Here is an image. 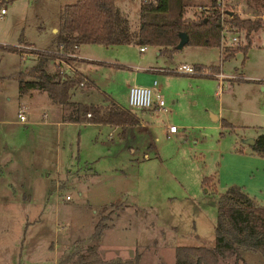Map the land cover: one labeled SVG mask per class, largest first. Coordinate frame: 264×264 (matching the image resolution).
<instances>
[{"label": "rangeland", "instance_id": "obj_1", "mask_svg": "<svg viewBox=\"0 0 264 264\" xmlns=\"http://www.w3.org/2000/svg\"><path fill=\"white\" fill-rule=\"evenodd\" d=\"M77 1L10 0L0 6L5 9L0 16V45L51 50V28L58 26L60 9ZM186 2L185 19L208 13L203 8L210 7V0ZM114 3L132 26L138 24L141 0ZM228 3L226 7L241 18L259 14L243 2ZM173 8L169 21L176 16ZM228 25L225 20L228 32L221 52L219 48L185 46L171 55L160 51L158 57L157 48L146 47L145 53H139V47L133 45H84L78 49L86 59L79 69L96 89L72 100L102 104L103 94H107L128 110L127 90L143 86L152 74L144 71L148 67L173 70L201 64L218 69H208L211 77L160 74L169 112L143 115L144 123L129 128L125 140L107 127L57 125L59 105L45 94L20 97L15 80L0 83V150L5 147L2 152L11 163L6 182L16 191L13 200L9 194H0V264L46 263L53 254L51 245L68 244L75 236L83 237L79 246L91 243L95 227L104 226L103 233L113 221L103 237L104 246L118 248L110 251L98 246L102 263L118 256L120 261L129 260L133 255L128 252L135 250L139 259V253L143 255V264H175V247L214 243L217 197L201 185L209 176L216 178L219 194L230 187H248L247 192L243 190L264 206V158L252 152L250 143L264 133V29L250 35L246 55L238 52L224 60V49L246 44L245 32ZM233 37L239 42L228 45ZM3 50L0 47L2 78L36 63L34 56L21 58ZM220 74L222 78L216 76ZM25 107L29 116L24 126L18 113ZM167 125L176 127L177 135L168 139ZM72 168L79 169L77 176L65 175ZM28 187L32 195L27 203L23 191ZM131 207L152 209L155 217L132 212L115 219ZM138 226L153 229L154 234L140 231ZM154 245L157 248L150 247ZM88 246L80 247L79 256L87 255ZM244 255L238 264H264L257 252Z\"/></svg>", "mask_w": 264, "mask_h": 264}, {"label": "trees", "instance_id": "obj_2", "mask_svg": "<svg viewBox=\"0 0 264 264\" xmlns=\"http://www.w3.org/2000/svg\"><path fill=\"white\" fill-rule=\"evenodd\" d=\"M9 1L0 0V6ZM186 1L141 0L140 18L136 26H132L121 15L114 0H78L66 5L59 11L58 27L52 37L54 49L51 51L57 52L61 47V54L34 53L36 63L32 67L0 78V83L5 79L15 80L20 97L33 91L45 93L53 103L65 110L63 120L66 123L118 127L123 136L126 128L139 125L138 117L118 106L106 94H103L102 104L73 101L77 95L88 96L85 87L95 86L74 66V63L84 60L66 58L65 55L76 56L78 49L84 45L145 46L171 55L177 51L180 34H185L188 38L185 46L221 49L222 16L220 11L214 9L216 0H210V7H205L208 9L206 15L194 19L184 18L185 7L189 5ZM228 2H243L259 14L253 18H241L231 8H225L226 20L232 29L245 32L246 44L234 49H224V60L232 58L238 52L246 55L251 47L250 35L264 29V0H227ZM172 7L176 16L169 21L167 16ZM3 52L18 53L13 47L4 48ZM209 70L218 72L217 68ZM251 150L264 158V133L252 141ZM201 185L208 193L217 197L214 244L212 247H176L175 264H238L244 261V254L249 252L259 253L264 260V206L238 187H230L219 194L214 176L203 178ZM103 228L104 226L98 225L95 227L94 240L87 248V255L77 257L74 264H107L101 262L97 253V240L101 237ZM138 263L139 256L135 255L129 260L108 264Z\"/></svg>", "mask_w": 264, "mask_h": 264}, {"label": "crops", "instance_id": "obj_3", "mask_svg": "<svg viewBox=\"0 0 264 264\" xmlns=\"http://www.w3.org/2000/svg\"><path fill=\"white\" fill-rule=\"evenodd\" d=\"M5 15V14H4ZM58 27V26H57ZM57 27L56 28H51V34H54L55 32H56V29H57ZM52 39V38H51ZM52 41V40H51ZM263 43H264V41H263ZM262 43V44H263ZM30 46H33L34 47V45H30ZM52 48H54L53 46H52ZM51 48V49H52ZM140 48V47H139ZM198 48V47H197ZM183 49V48H182ZM201 49H204V48H201ZM147 50V49H146ZM146 50L144 51V52H142V53H145L146 52ZM79 51V50H78ZM78 51H77V55H76V57L78 58V59H81V60H84V61H86V59H83L82 57H80V55L78 54ZM222 51V49H220V52ZM140 53V52H139ZM156 55L159 57L160 56V50H158L157 52H156ZM34 58V57H33ZM79 63H82V62H76V63H74V66L77 68V69H79ZM186 65V64H185ZM188 66H192V67H198V68H202V69H206V67L205 66H203V65H201V64H193V65H188ZM149 68V70H144L145 72H150V73H152L151 74V76H149V77H147L146 78V80L144 81V84H143V86L144 87H150L152 84H153V82H156L157 83V85H158V89H159V91H160V95H161V97L163 98V100H164V102H165V99H164V97H165V95H164V89H163V84L161 83V81H159L158 80V77L160 78V74H172V73H169V72H167V68L165 69V68H159V69H152L151 67H148ZM209 68H215V67H209ZM208 68V69H209ZM153 70H159V71H153ZM79 71H80V69H79ZM85 77H86V79L87 80H89L90 82H92L93 84H94V86L95 87H93V86H87V87H85V91H86V94L87 95H89V93H91V91H95V89H96V84L92 81V80H90L89 78H88V76H86V75H84ZM0 78H2V77H0ZM129 89V88H128ZM0 92H1V90H0ZM127 93H128V90H127ZM33 94H38V95H43V94H45V93H39V92H37V91H33V92H30L28 95H26V96H33ZM46 95V94H45ZM107 95V94H106ZM47 96V95H46ZM108 96V95H107ZM111 98V97H110ZM112 99V98H111ZM113 100V99H112ZM114 101V100H113ZM115 102V101H114ZM117 105H118V103L117 102H115ZM167 103L165 102V105H166ZM119 106V105H118ZM121 107V106H120ZM121 108H123V107H121ZM25 109V111H26V119H27V115L29 116V112H28V109H27V107H25L24 108ZM59 109H60V113H59V115H58V117L56 118V124L58 125V124H72V125H76V126H79V127H85V126H93V127H96V128H101V127H107V128H109V129H111V130H114V131H116V132H118L117 133V135H118V137H119V139H122V140H125V138L127 137V134H128V130H129V128H126L125 129V133H124V135L122 136V130H121V128H118V127H112V126H109V125H97V124H73V123H66V122H64V115H65V110L59 105ZM124 109V108H123ZM125 110H128V109H125ZM128 111H130L131 113H134L137 117H138V119H139V125L138 126H141L143 123H144V119H143V115H150V116H153L154 114H162V113H157V112H154V111H141V110H128ZM135 111H137V112H135ZM169 111H167V113H168ZM167 113H165V114H167ZM165 114H162V115H165ZM43 118L44 119H46V114H44L43 115ZM27 121H26V123L25 124H23L24 126L25 125H27ZM226 123V122H225ZM228 125H230V124H228ZM138 126H135V127H138ZM167 126H170V125H167ZM167 126L165 127V134H166V137L169 139V138H171L172 136H175V135H177V133H178V130H177V133L176 134H173V135H169L168 133H167ZM135 127H130V128H135ZM250 143H251V141H250ZM250 145V144H249ZM5 148V147H4ZM4 148H2V149H4ZM2 149L0 150V194L1 193H5V194H9V196L11 195V199L13 200V199H15L14 197H15V194H16V191H15V188H14V186L13 185H11L9 182H6L7 180H8V177L9 176H11V173L9 172L10 171V165H11V163H10V161H8V158H7V156L5 155V153H3L2 152ZM84 168L85 169H89V168H87V166H84ZM75 168H72L71 170H68V171H66L67 172V174H65V175H67V176H71L73 173H75L76 175L75 176H77V174H78V172H80L79 171V169L78 170H74ZM58 176H60L59 174H57ZM73 177H74V175H73ZM56 182H58L57 180H54V183H56ZM56 187V186H55ZM57 188H58V185H57ZM247 189L248 187H244L243 189ZM246 189H245V191H246ZM58 191H59V188H58ZM247 192V191H246ZM47 193H48V191H47ZM23 200L25 201V202H29L30 201V197H31V195H32V191L29 189V187H28V189L27 190H25L24 189V191H23ZM49 194V193H48ZM248 195H250V193H247ZM124 211L122 212V214H120L119 215V213L118 214H116V217H115V219L116 218H119V217H121V216H125V217H128L132 212H138L139 214L140 213H143L144 212V216L146 215V216H148V218L149 217H155V212H154V210H152V209H138L137 207H135L134 209H132V207L131 208H124L123 209ZM114 219V220H115ZM113 224H114V221L113 222H111V224H110V226H108L105 230H104V232L102 233V235H101V239H100V242H99V244H98V246L101 248V249H107V250H110V251H112L113 249H117V248H115V247H106V246H104L105 244H104V242H105V239L103 238L104 237V235L106 236V234H107V232H108V230H109V228L110 227H112L113 226ZM65 225V224H64ZM141 225V224H140ZM66 226V225H65ZM155 226V225H154ZM139 227V226H138ZM155 228L157 229V228H159V227H156L155 226ZM140 231H143V232H146V231H148L149 232V234H151V235H153L154 233H153V229H151V230H146V228L145 227H139L138 228ZM160 230H163L162 228H159ZM106 233V234H105ZM75 238H76V240L75 241H70L68 244H62L61 243V245H59V244H57L55 247L53 246V245H51L50 246V249H52L51 251L53 252V254H52V256H51V258H50V260L48 261V262H46V263H43V264H72L71 262H75V260H76V258L79 256V254H78V251L80 250V247H83V245H88V244H90V242L89 241H85L83 244H82V246H79V243H80V241H79V239H81V238H83V237H76L75 236ZM153 240L154 238H152L151 236L150 237H148V240ZM151 240V241H152ZM152 243H155V242H152ZM161 244V241H160V243L158 244V245H160ZM214 244V243H213ZM155 246V245H154ZM213 245H211V246H204V247H212ZM147 247V246H146ZM145 247V248H146ZM150 247H152L153 249H155V248H157V245L155 246V247H153V246H150ZM149 247V248H150ZM192 247H195V246H192ZM135 248L137 249L138 248V244L135 246ZM176 248V247H175ZM78 249V250H77ZM64 251V252H63ZM106 252V251H105ZM67 253V254H66ZM98 253H99V251H98ZM136 251L135 250H133L132 252H128V254H132L133 256L132 257H134L136 254ZM65 254H66V256H65ZM139 255H140V259H139V263L138 264H143V255L141 254V252L139 253ZM108 257V256H107ZM127 258V257H126ZM129 258H131V257H129ZM103 259V258H102ZM107 259V258H106ZM118 261V260H121V257H119L118 256V258H116L115 259V257L114 258H109V259H107V260H104V261H106L107 263H111V262H114V261ZM115 261V262H116ZM160 263V262H159ZM163 263V262H162ZM154 264H158V263H156L155 261H154Z\"/></svg>", "mask_w": 264, "mask_h": 264}, {"label": "built area", "instance_id": "obj_4", "mask_svg": "<svg viewBox=\"0 0 264 264\" xmlns=\"http://www.w3.org/2000/svg\"><path fill=\"white\" fill-rule=\"evenodd\" d=\"M227 1L226 0H216V6L214 7L215 10L220 11L221 13V20H222V32L221 36L222 39H224L225 34H227L228 29L225 26V20L226 18V8ZM204 11H207V8H203ZM5 14V9H0V16ZM228 28H231L230 25H228ZM232 29V28H231ZM237 34V33H236ZM239 42L238 37L231 38L228 45L236 44ZM2 48H7L9 46H3L0 45ZM19 55L23 58L26 56H34V53H52V54H61V47L58 49L57 52H52L51 50H37L35 47L30 45L22 44L18 47H13ZM146 50V47H140L139 52L142 53ZM66 58H77L75 55L67 54L65 55ZM153 71H159V70H153ZM169 73H175L180 75H189V76H211L212 74L208 69H201L198 70L192 66L188 65H182L178 68H175L173 70H167ZM222 78V75H216ZM128 106L130 109L135 110H141V111H154L157 113L165 114L167 113V108L165 105V102L163 98L160 95V91L158 89V85L156 82H153V84L150 87H144V86H138L134 85L129 87L128 89ZM89 117V115H88ZM18 119L21 123L25 124L26 119V111L24 108H21L18 113ZM167 133L169 135H173L177 133V128L174 126H167ZM66 200H69V197H66Z\"/></svg>", "mask_w": 264, "mask_h": 264}, {"label": "water", "instance_id": "obj_5", "mask_svg": "<svg viewBox=\"0 0 264 264\" xmlns=\"http://www.w3.org/2000/svg\"><path fill=\"white\" fill-rule=\"evenodd\" d=\"M179 38H180V41H179V44L176 47L177 51L181 50L182 48H184V46L188 42V38H187V36L185 34H180ZM251 145H252V141H251Z\"/></svg>", "mask_w": 264, "mask_h": 264}]
</instances>
